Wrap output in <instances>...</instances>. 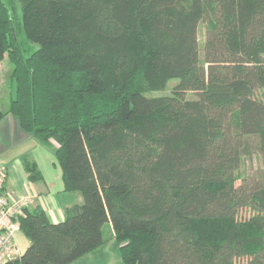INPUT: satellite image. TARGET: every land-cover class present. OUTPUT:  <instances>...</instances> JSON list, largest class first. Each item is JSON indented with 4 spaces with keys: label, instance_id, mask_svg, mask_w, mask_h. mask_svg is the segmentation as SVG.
<instances>
[{
    "label": "trees",
    "instance_id": "1",
    "mask_svg": "<svg viewBox=\"0 0 264 264\" xmlns=\"http://www.w3.org/2000/svg\"><path fill=\"white\" fill-rule=\"evenodd\" d=\"M12 1L0 63L16 89L0 121L54 146L83 200L58 223L26 209L30 244L7 264H72L107 224L125 264H264V169L235 175L264 154V0H16L21 16Z\"/></svg>",
    "mask_w": 264,
    "mask_h": 264
},
{
    "label": "crops",
    "instance_id": "2",
    "mask_svg": "<svg viewBox=\"0 0 264 264\" xmlns=\"http://www.w3.org/2000/svg\"><path fill=\"white\" fill-rule=\"evenodd\" d=\"M34 139L32 135L25 133L21 129L18 119L12 117V115L4 117L0 121V163L5 165L8 170L6 182L7 191L15 197L27 194L34 195L35 201L30 208L32 209L37 205H41L46 211L49 220L53 223H58L65 220L66 209L74 204L81 203L83 198L80 193L64 190L62 170L57 164L56 159H46L50 165V171H43L39 162L33 161L42 176L41 179L36 181H32L29 178L26 170V163L31 162L26 160L29 151L24 150V154L20 155L19 158L13 154L16 153L15 149L22 150V146L26 142ZM5 158L8 162L7 165L4 163ZM20 233L23 244V248L20 250L21 254H24L30 242L20 230L17 233V243L20 238ZM101 247L93 250L72 264H85L87 261H94L96 259L94 252L101 249Z\"/></svg>",
    "mask_w": 264,
    "mask_h": 264
},
{
    "label": "rangeland",
    "instance_id": "3",
    "mask_svg": "<svg viewBox=\"0 0 264 264\" xmlns=\"http://www.w3.org/2000/svg\"><path fill=\"white\" fill-rule=\"evenodd\" d=\"M7 1H11V0H7ZM12 3L15 5L17 14L21 16L20 5L16 2V0H13ZM205 36H206V24L204 22H201L198 28L199 52L201 56L203 54ZM22 38L20 39L24 41V39ZM26 46H28L30 52L38 47V45H33V46L26 45ZM13 68H14L13 64L11 63L8 57H5V59L0 63V112L6 111L8 109L11 98L15 93L16 83L12 76ZM177 82L178 79L171 80L164 89L153 92L149 91L146 92V95L159 96V95L170 94L172 92L174 85ZM194 97L195 95L193 92L187 93V98H194ZM9 115L10 114H7L6 116ZM42 144L43 143H41L39 139L35 138L30 142H26L22 146L23 147L22 150H19L18 148L15 149L16 153H14L13 155L18 156L19 158L20 155L24 154L23 153L24 150H28L29 153L26 156L27 158L26 160L31 162L38 161L43 171H50L51 170L50 165L46 161V159L49 160L50 158H52L55 160V155H54L55 147L46 146ZM4 163L6 165L8 163L6 158L4 159ZM262 169H264V154L255 149H252L245 157H243L238 169L235 172L237 178L236 185H239L241 183L242 177L246 175H254L256 172ZM60 182L62 183V181ZM251 213L252 212L250 209H244L240 212L238 217L240 220L247 219L251 216ZM104 233H105L104 234L105 243L103 244L101 249L94 252L95 253L94 256L96 259L94 261H87V263L85 264H125L121 255V250H120L121 245L116 240V238L113 237L110 224L106 225ZM18 243H19V248L22 249L23 244L21 241V233Z\"/></svg>",
    "mask_w": 264,
    "mask_h": 264
},
{
    "label": "built area",
    "instance_id": "4",
    "mask_svg": "<svg viewBox=\"0 0 264 264\" xmlns=\"http://www.w3.org/2000/svg\"><path fill=\"white\" fill-rule=\"evenodd\" d=\"M7 167L0 163V264L21 257L17 233L21 230L20 217L35 201L34 195L15 197L7 191Z\"/></svg>",
    "mask_w": 264,
    "mask_h": 264
}]
</instances>
